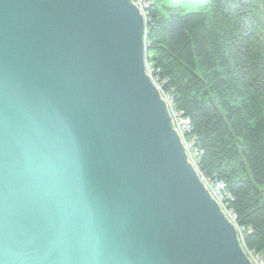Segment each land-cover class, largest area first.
Here are the masks:
<instances>
[{
  "label": "water",
  "instance_id": "1",
  "mask_svg": "<svg viewBox=\"0 0 264 264\" xmlns=\"http://www.w3.org/2000/svg\"><path fill=\"white\" fill-rule=\"evenodd\" d=\"M130 0H0V264H252L187 160Z\"/></svg>",
  "mask_w": 264,
  "mask_h": 264
},
{
  "label": "trees",
  "instance_id": "2",
  "mask_svg": "<svg viewBox=\"0 0 264 264\" xmlns=\"http://www.w3.org/2000/svg\"><path fill=\"white\" fill-rule=\"evenodd\" d=\"M147 21L146 70L189 120L199 172L226 185L243 251L264 261V0H154Z\"/></svg>",
  "mask_w": 264,
  "mask_h": 264
},
{
  "label": "built area",
  "instance_id": "3",
  "mask_svg": "<svg viewBox=\"0 0 264 264\" xmlns=\"http://www.w3.org/2000/svg\"><path fill=\"white\" fill-rule=\"evenodd\" d=\"M130 2L138 9V12L144 18L143 20H147L148 9L154 4L153 0H130ZM162 100L164 101L167 110L170 115L172 128L175 133L178 135L187 155V160L190 165L195 170L199 181L205 189L207 190L210 197L215 201L217 206L219 207L223 216L230 222L234 228L236 229L240 244L245 233V229L239 227L236 224V215L232 212V210L228 207V202L232 200L230 193L226 189V185L220 180H213L204 177L197 168V163L199 157L202 154V151L194 145L195 138L187 137L189 133V120L181 115L179 112L175 111L171 106V99L168 95L161 94ZM248 232V231H247ZM250 255V254H249ZM253 260L255 263L264 264L262 259H259L258 256H253L252 254L249 257V260Z\"/></svg>",
  "mask_w": 264,
  "mask_h": 264
},
{
  "label": "rangeland",
  "instance_id": "4",
  "mask_svg": "<svg viewBox=\"0 0 264 264\" xmlns=\"http://www.w3.org/2000/svg\"><path fill=\"white\" fill-rule=\"evenodd\" d=\"M153 1H154V0H153ZM153 5H154V4H153ZM153 5H152V6H153ZM135 8H136V7H135ZM150 8H151V7H150ZM150 8H149V9H150ZM136 9H137V8H136ZM149 9H148V14H149ZM138 13H139V12H138ZM139 14H140V13H139ZM140 15H141V14H140ZM141 17H142V15H141ZM147 17H148V15H147ZM142 19H144V18L142 17ZM146 21H147V20H146ZM147 22H148V21H147ZM145 33H146V32H145ZM166 108H167V107H166ZM167 111H168V110H167ZM168 114H169V112H168ZM169 117H170V115H169ZM185 153H186V152H185ZM194 171H195V170H194ZM244 253L246 254V256H247L248 258H249L250 255H251V254L249 255V253H247L246 251H245ZM253 256H254V255H253ZM259 259H262V258L259 257ZM262 261H263V260H262ZM250 262H251L252 264H258V263H255V262H254L253 260H251V259H250ZM263 262H264V261H263Z\"/></svg>",
  "mask_w": 264,
  "mask_h": 264
}]
</instances>
